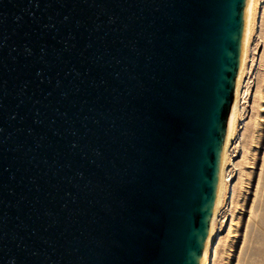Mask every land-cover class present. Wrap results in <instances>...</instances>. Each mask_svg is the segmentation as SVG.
<instances>
[{
  "label": "water",
  "instance_id": "water-1",
  "mask_svg": "<svg viewBox=\"0 0 264 264\" xmlns=\"http://www.w3.org/2000/svg\"><path fill=\"white\" fill-rule=\"evenodd\" d=\"M264 62V0H0V264H210Z\"/></svg>",
  "mask_w": 264,
  "mask_h": 264
},
{
  "label": "rangeland",
  "instance_id": "rangeland-1",
  "mask_svg": "<svg viewBox=\"0 0 264 264\" xmlns=\"http://www.w3.org/2000/svg\"><path fill=\"white\" fill-rule=\"evenodd\" d=\"M210 264H264V62Z\"/></svg>",
  "mask_w": 264,
  "mask_h": 264
}]
</instances>
